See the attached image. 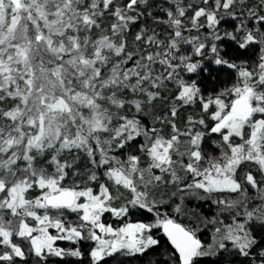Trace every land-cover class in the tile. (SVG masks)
Segmentation results:
<instances>
[{"label": "snow or ice", "instance_id": "obj_1", "mask_svg": "<svg viewBox=\"0 0 264 264\" xmlns=\"http://www.w3.org/2000/svg\"><path fill=\"white\" fill-rule=\"evenodd\" d=\"M134 261L264 264V0H0V264Z\"/></svg>", "mask_w": 264, "mask_h": 264}, {"label": "trees", "instance_id": "obj_2", "mask_svg": "<svg viewBox=\"0 0 264 264\" xmlns=\"http://www.w3.org/2000/svg\"><path fill=\"white\" fill-rule=\"evenodd\" d=\"M204 211L208 212L209 214H211L208 205H204ZM208 238H209V234L208 233H204V234L201 235V239H208ZM133 264H136V262L134 261Z\"/></svg>", "mask_w": 264, "mask_h": 264}, {"label": "rangeland", "instance_id": "obj_3", "mask_svg": "<svg viewBox=\"0 0 264 264\" xmlns=\"http://www.w3.org/2000/svg\"><path fill=\"white\" fill-rule=\"evenodd\" d=\"M62 243V242H61Z\"/></svg>", "mask_w": 264, "mask_h": 264}]
</instances>
